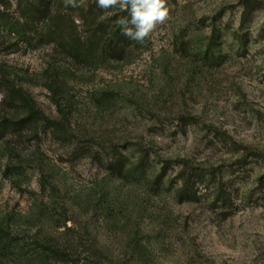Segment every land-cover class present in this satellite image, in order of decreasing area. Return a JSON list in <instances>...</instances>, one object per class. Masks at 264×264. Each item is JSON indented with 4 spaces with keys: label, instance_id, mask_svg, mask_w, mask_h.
Returning a JSON list of instances; mask_svg holds the SVG:
<instances>
[{
    "label": "rangeland",
    "instance_id": "374dc122",
    "mask_svg": "<svg viewBox=\"0 0 264 264\" xmlns=\"http://www.w3.org/2000/svg\"><path fill=\"white\" fill-rule=\"evenodd\" d=\"M46 1L86 42L0 28V122L33 118L0 139V264H264V0H167L116 55L123 13L98 43L95 0Z\"/></svg>",
    "mask_w": 264,
    "mask_h": 264
},
{
    "label": "trees",
    "instance_id": "16d2710c",
    "mask_svg": "<svg viewBox=\"0 0 264 264\" xmlns=\"http://www.w3.org/2000/svg\"><path fill=\"white\" fill-rule=\"evenodd\" d=\"M23 1H25V3L23 5L22 13L25 17V22H20L19 20H10L7 14L9 4H7L5 0H0V28L2 30H4L9 35L13 34L16 42L23 41L27 45H31L34 41V38H36L37 35L41 34L40 32L43 31L44 34L42 36L52 39L54 43H57L59 46L65 48L71 55L75 57L83 55L86 41H84L81 35L74 32L70 26L68 27L67 32L65 31L66 27L64 26V20L62 16H50V14L45 9V5L47 6L46 0L42 7H39L35 10H31L30 6L28 7V0H22V2ZM123 16H127V13L124 12ZM71 23L74 25L73 21H71ZM108 23L106 21L104 23H97L95 28H91L93 33L90 35V37L87 36L85 40H88L89 38L100 43L101 40H104V34L106 35ZM39 24H41V27L37 28ZM118 27L119 30L117 34V40L110 49L112 54L115 55L121 50L119 43L126 40V37L121 34L120 26ZM15 95L22 97V94L18 90L15 91ZM32 120V116L19 120L4 119L0 122V139L5 137L8 133L20 131L23 128L28 127ZM44 121L50 125H55L57 123L47 118H45ZM262 184H264V182ZM181 197H185V199L189 201H196L198 199L196 192H188L187 183L185 184V190L181 193ZM221 197V200L224 203H227V199L229 198L227 196ZM12 242H14V240L9 238L8 232L0 229V249H7L8 245H10Z\"/></svg>",
    "mask_w": 264,
    "mask_h": 264
},
{
    "label": "clouds",
    "instance_id": "9594fccd",
    "mask_svg": "<svg viewBox=\"0 0 264 264\" xmlns=\"http://www.w3.org/2000/svg\"><path fill=\"white\" fill-rule=\"evenodd\" d=\"M65 7L79 8L86 5V0H63ZM97 6L103 10L98 17L99 22H105L113 15L114 10L127 16H120L116 24L120 26L121 34L131 41L144 45L157 29L171 18L167 0H96Z\"/></svg>",
    "mask_w": 264,
    "mask_h": 264
}]
</instances>
